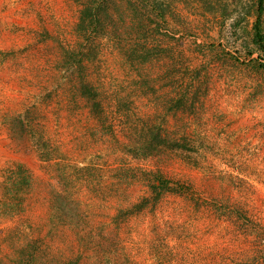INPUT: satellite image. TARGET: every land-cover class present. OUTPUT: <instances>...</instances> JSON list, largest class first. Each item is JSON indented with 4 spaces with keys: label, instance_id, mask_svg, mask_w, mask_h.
<instances>
[{
    "label": "rangeland",
    "instance_id": "obj_1",
    "mask_svg": "<svg viewBox=\"0 0 264 264\" xmlns=\"http://www.w3.org/2000/svg\"><path fill=\"white\" fill-rule=\"evenodd\" d=\"M258 0H0V264H264Z\"/></svg>",
    "mask_w": 264,
    "mask_h": 264
},
{
    "label": "trees",
    "instance_id": "obj_2",
    "mask_svg": "<svg viewBox=\"0 0 264 264\" xmlns=\"http://www.w3.org/2000/svg\"><path fill=\"white\" fill-rule=\"evenodd\" d=\"M263 14H264V0H258L257 17L255 23V31H256L255 41L257 43L263 41L262 33L260 31L261 19Z\"/></svg>",
    "mask_w": 264,
    "mask_h": 264
}]
</instances>
